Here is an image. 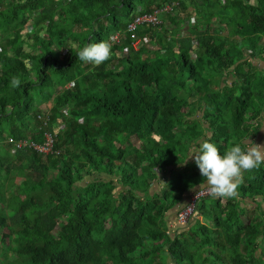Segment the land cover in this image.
I'll return each instance as SVG.
<instances>
[{"label":"trees","instance_id":"1","mask_svg":"<svg viewBox=\"0 0 264 264\" xmlns=\"http://www.w3.org/2000/svg\"><path fill=\"white\" fill-rule=\"evenodd\" d=\"M167 3L161 24L126 33ZM102 40L109 60H79ZM262 61L264 0H0V229L13 243L0 264H264V164L234 198L198 204L206 223L170 236L165 221L204 181L190 157L204 139L221 154L256 139ZM57 129L48 156L8 141Z\"/></svg>","mask_w":264,"mask_h":264},{"label":"clouds","instance_id":"2","mask_svg":"<svg viewBox=\"0 0 264 264\" xmlns=\"http://www.w3.org/2000/svg\"><path fill=\"white\" fill-rule=\"evenodd\" d=\"M111 55L112 45L107 40L89 43L77 53L79 60L96 66L109 60ZM20 83L18 77L11 79L12 87H19ZM190 157L194 158L204 177L199 188H206L214 198H234L244 173L264 164V144H257L248 137L221 154L214 142L204 139Z\"/></svg>","mask_w":264,"mask_h":264},{"label":"built area","instance_id":"3","mask_svg":"<svg viewBox=\"0 0 264 264\" xmlns=\"http://www.w3.org/2000/svg\"><path fill=\"white\" fill-rule=\"evenodd\" d=\"M172 7L174 8V6H170V8H168V9L163 8L162 10H158L154 14H151V15L137 16L135 18V20L131 24L128 25L126 33H134L140 25L145 24V23L152 24V25L161 24L159 17H158L159 14L163 13V12L172 11ZM119 36H120L119 34L116 35V37L114 39L119 41V39H118ZM138 45H139V41H137L134 44V46L136 48L138 47ZM43 120H45V119H43ZM45 126H47V123L45 124ZM45 138L46 139H45V142L43 144H37V143L27 141V140L18 141V140L11 138V137L8 138V141L17 149L28 148V149L34 150L35 152H37L40 155H45V156L47 155L48 156L50 153H52V151L54 149V145H55L57 135L54 136V133L47 131L45 133ZM208 197H212V196L208 194L206 188L201 187L198 190H196L190 196L188 203L179 212V214H178L179 223L182 225H188L192 219V216L194 214H196L195 212H196V208H197L198 204L202 200L207 199Z\"/></svg>","mask_w":264,"mask_h":264},{"label":"rangeland","instance_id":"4","mask_svg":"<svg viewBox=\"0 0 264 264\" xmlns=\"http://www.w3.org/2000/svg\"><path fill=\"white\" fill-rule=\"evenodd\" d=\"M169 6V7H168ZM170 6L171 5H169L168 3L167 4H165L164 5V9H168V8H170ZM174 8H175V6H174ZM178 9H176L175 10V14H177V11ZM27 12H28V14L30 15V16H36L37 15V13H38V10H34L31 6H29L28 8H27ZM197 21H198V23L200 24V29L198 30V32H197V38H198V40L200 41L201 40V38H202V35L204 34V33H208V28H205L204 27V25L202 24V23H200V19H197ZM192 22V21H191ZM191 22L190 23H188V26L186 27V28H190L191 27ZM167 23V25L168 26H170L171 27V24L169 23V21H167L166 22ZM116 35H118V33H115L114 34V36L112 37L113 39L116 37ZM30 40V39H29ZM175 44V43H174ZM192 57H194V55H192ZM86 64H89V63H86ZM256 64H257V62H256ZM260 65L262 66V67H264V62L262 61L261 63H260ZM231 81V80H230ZM58 97V95L57 94H55L54 95V98H57ZM52 104H49V106H51ZM42 108L43 109H46V106H42ZM43 116V115H42ZM43 119H45V118H43ZM263 125V127L261 128L260 127V130H259V132L257 133V135H256V139L258 140V138H260L259 139V142H260V144H264V122L260 125V126H262ZM53 130V129H52ZM58 132H59V130L57 129V130H55L53 133H54V136L55 135H58ZM262 132V133H261ZM254 140V139H253ZM252 140V141H253ZM132 143H134V144H137V145H139L140 144V142H138V140L137 139H134L133 141H132ZM142 144H145L146 146H148V147H154V146H157L158 145V140H157V138H156V136L153 134V133H151V132H148V137H147V139L142 143ZM52 177H54L53 175H52ZM161 177H163V175H161ZM87 180H91V178L90 177H88V178H86V181ZM60 182L62 183V184H64V182L62 181V180H60ZM23 183H24V181H23V179H21V178H18L17 180H16V185H15V191L16 192H21V191H23L24 189H25V186L23 185ZM162 179L160 178V182H157L156 184H155V189H160V187L162 186ZM191 194V193H190ZM189 194V195H190ZM197 218L198 219H200L201 221H203V222H207L205 219H203V217L201 216V217H199L197 214H194L193 216H192V219H191V223H190V225L188 226L187 225V227H185L183 230H180V232L182 231V232H185V231H187V228H189V227H191V226H193L194 224H195V221L197 220ZM245 218H246V216H243V220H245ZM170 236H172L171 234H169ZM2 238H3V235H2V232H1V229H0V260H2V258H3V255H4V253L6 252L5 250H4V248H6L8 245H11L10 243H12V241H10V240H8L7 242H3L2 241ZM13 244V243H12ZM12 246H14V245H12ZM12 259H14V258H12ZM164 264H175V263H173L172 262V260L170 259V257H167V259H166V261H165V263ZM207 264V263H206Z\"/></svg>","mask_w":264,"mask_h":264},{"label":"crops","instance_id":"5","mask_svg":"<svg viewBox=\"0 0 264 264\" xmlns=\"http://www.w3.org/2000/svg\"><path fill=\"white\" fill-rule=\"evenodd\" d=\"M264 117V116H263ZM264 122V118L262 120V123ZM262 133V132H261ZM259 139H254V142L257 144H260ZM192 193L189 195L185 196L184 202L178 204L174 209H172L165 217L166 225H167V230L169 234L171 235H178L180 234V230H183L187 225H182L178 221V214L181 211V209L188 203L190 196ZM198 215V213H196ZM204 219V218H203ZM190 228V227H189ZM188 229V228H187Z\"/></svg>","mask_w":264,"mask_h":264}]
</instances>
